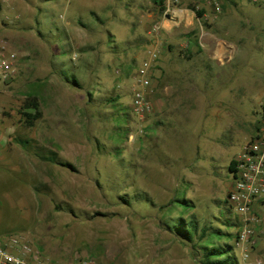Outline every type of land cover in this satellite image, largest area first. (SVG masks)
<instances>
[{
    "label": "rangeland",
    "instance_id": "obj_1",
    "mask_svg": "<svg viewBox=\"0 0 264 264\" xmlns=\"http://www.w3.org/2000/svg\"><path fill=\"white\" fill-rule=\"evenodd\" d=\"M222 2L215 20L198 21L189 5L211 8L183 0L176 24L153 0L0 3V39L17 56L14 78L0 82V239L21 234L58 264H200L167 228L196 217L224 232L202 245L264 264V212L244 258L238 227L223 225L238 217L222 203L230 160L261 127L264 7ZM147 59L153 107L138 117L132 89ZM164 71L168 94H183L166 116L154 112Z\"/></svg>",
    "mask_w": 264,
    "mask_h": 264
},
{
    "label": "built area",
    "instance_id": "obj_2",
    "mask_svg": "<svg viewBox=\"0 0 264 264\" xmlns=\"http://www.w3.org/2000/svg\"><path fill=\"white\" fill-rule=\"evenodd\" d=\"M10 0H0L8 3ZM183 0H163V15L177 23ZM240 4L243 0H232ZM257 7H264V0H245ZM203 6L211 8V14H202L198 21L215 20L222 12V0H202ZM202 10L203 8H199ZM177 16V17H176ZM159 32L158 25H153L147 34L154 37ZM16 54L7 50V43L0 39V82L12 81L16 73ZM150 59L142 62L137 70L139 85L132 89V110L138 117L148 115L152 111L150 94L152 92V69ZM264 106V105H262ZM234 167L230 172L231 186L227 194V203L238 217L236 245L243 247V257L248 258L257 243V229L261 219L259 209L264 206V111L261 115V127L254 137L246 141L239 153L233 158ZM0 264H58L44 258L33 249L23 235L11 234L0 239ZM74 264H103L98 259L85 258ZM257 264H261L257 261Z\"/></svg>",
    "mask_w": 264,
    "mask_h": 264
},
{
    "label": "trees",
    "instance_id": "obj_3",
    "mask_svg": "<svg viewBox=\"0 0 264 264\" xmlns=\"http://www.w3.org/2000/svg\"><path fill=\"white\" fill-rule=\"evenodd\" d=\"M153 2L161 11L163 10V0H153ZM189 8L195 11L197 17L202 16L203 14L202 10H198V9L196 10L192 5H189ZM72 84L75 86L78 85L76 79L72 80ZM112 101L114 100L112 99ZM28 105L35 109L37 106V104L34 101ZM23 114L28 120L30 118L31 119L36 118L28 113H23ZM64 166L71 168L70 165H64ZM233 167H234V160L231 159L228 165L229 173L233 170ZM178 202L181 203L179 204V206L183 210L189 209L190 206L187 204L188 201H186V199L179 200ZM222 203L225 205L224 207L225 210L232 211L231 207H229L227 203V196L224 199V201H222ZM223 222H224L223 225L227 228L235 229L238 227L237 218L234 219L226 218L225 221ZM167 228L175 240L185 245H190L192 248L196 249V254H198L199 256L198 262L200 264H236L237 263L236 257L234 255V248L230 244L226 243L223 245H211V246L202 245V243L204 244L203 239L205 237L222 236L224 232L222 233L220 229H213L212 226L210 225L208 226L205 222L202 223L201 226L199 220H197L196 217H191L189 219H184L182 217L175 218L170 221V225H167ZM225 236L227 239H232L233 234L226 233Z\"/></svg>",
    "mask_w": 264,
    "mask_h": 264
},
{
    "label": "crops",
    "instance_id": "obj_4",
    "mask_svg": "<svg viewBox=\"0 0 264 264\" xmlns=\"http://www.w3.org/2000/svg\"><path fill=\"white\" fill-rule=\"evenodd\" d=\"M164 73V77L163 79L165 80L166 84L164 85V95L163 97H159V100L158 102L155 100L154 101V110L156 108V110L154 111L157 115H160V114H164L165 116L168 115L170 112H172V110L176 109V107H172L170 104H168V101L170 99V97H174L175 100H178V99H181L182 98V92H181V89H178L177 90V93H174V90L172 92L171 95L168 94L167 92V89L168 87H171V86H168V80H167V75H166V71L163 72ZM181 78V77H180ZM184 93H185V90H184ZM176 94V95H174ZM154 98H156L157 96L154 94L153 96ZM153 101V100H152ZM152 107H153V104H152ZM1 132V131H0ZM5 134V133H4ZM2 136H0V145H3L4 142L2 143ZM231 186V185H230ZM230 189V187H229ZM259 215H260V218H261V213L264 212V206H262L260 209H259Z\"/></svg>",
    "mask_w": 264,
    "mask_h": 264
}]
</instances>
